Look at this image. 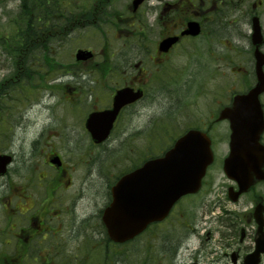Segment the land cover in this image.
<instances>
[{
    "label": "flooded vegetation",
    "instance_id": "af4514ba",
    "mask_svg": "<svg viewBox=\"0 0 264 264\" xmlns=\"http://www.w3.org/2000/svg\"><path fill=\"white\" fill-rule=\"evenodd\" d=\"M10 1H18L20 12L7 14L11 24L17 25V34L15 40L6 35L3 44L5 59L9 60V65L3 68L9 72L0 80V96L23 94L27 90L28 77L45 74L54 85L59 84L58 78L63 75L67 80L61 82L65 85L62 88H47L56 98L47 109L54 121L51 119L41 125L39 136L31 142L32 150L25 154L30 157V163L24 167L27 170L24 176L20 174L21 169L11 171L17 157L10 150V144L0 146V153L12 155L6 173L0 175L4 179L0 194V264H114L115 257L122 254L121 248L128 249L127 243L114 241L108 236L103 213L112 201L114 184L137 166L122 173L111 184L103 208L83 213L79 211L84 195L76 187L79 171L76 164L85 159V150L75 146L76 149L68 155L66 149L63 152L62 147L52 141L67 127L70 134L82 126L83 133L88 134L87 139H91L90 148L101 146L105 151L118 127H133V119L128 117L141 115V108L152 101L153 94L171 96L186 92L189 97L194 89L211 90L209 80L218 75L233 74L220 63L225 61L228 67L232 60L234 12H246L250 21L263 0ZM194 23L197 31L191 33L190 26ZM97 39V47L90 44ZM63 46L70 48L69 61L61 65L65 62L58 60L56 54ZM80 49L91 50L93 55L80 57ZM220 90L219 95L224 93L226 96L215 110L205 115H198L189 107H184V111L188 113V127H205L202 128L209 130L215 144L214 162L219 165L215 170L225 177L216 188L223 187L226 198L235 205L244 197L248 201L238 212L240 225L228 228L230 231L238 228L239 238L228 245L230 250L225 255L231 264H249L259 226L255 207L262 202L264 209V180L249 187L238 201L231 200L230 193H234L238 186L224 172L227 150L218 153L220 147L216 145L230 142V120L217 118L222 108L232 104L235 93L247 90L232 86L220 87ZM120 91H126L120 97L122 105L107 138L98 143L87 128L88 120L94 113L113 110ZM217 100L219 102L221 98ZM63 102H69L70 109L63 107L59 114ZM77 106L82 116L77 114ZM71 115L77 117L75 120L79 124H71L74 121ZM153 118L150 117V122ZM96 125L108 123L102 120ZM11 126L10 120L0 113V136L10 132ZM146 134L142 129L123 130L118 140L127 142ZM209 176L210 171H207L200 192L207 186ZM81 178H87V173H81ZM214 185L215 174L209 182L210 195L216 192ZM219 199L216 200L214 195L207 196L200 204L194 201L197 213L200 208L204 210L199 217L201 221L216 217L212 207ZM185 202L179 200L167 217L151 223L146 230L164 229L173 240L185 228L190 230L189 234H200L197 220H192L194 203L190 199ZM212 233L211 227L204 236L210 239ZM90 235L102 237L101 247L87 240ZM236 237L234 232L232 238ZM258 264H264V254Z\"/></svg>",
    "mask_w": 264,
    "mask_h": 264
},
{
    "label": "rangeland",
    "instance_id": "374dc122",
    "mask_svg": "<svg viewBox=\"0 0 264 264\" xmlns=\"http://www.w3.org/2000/svg\"><path fill=\"white\" fill-rule=\"evenodd\" d=\"M31 1L33 2V0ZM19 12L18 1L3 0L0 3V80L9 72L7 68H3V66L9 65L7 62L9 61L8 58L5 59L6 56L3 48V44L6 43V35L15 40L17 34V31H15L17 25L11 24V20L7 18V14H18ZM246 14V12L244 14L234 12V20L231 25L233 33L232 60L228 63V67L225 66V61L220 63L224 69L228 68V73L232 70L233 74L218 75L215 79L209 80L208 86L212 88L211 90L194 89L193 94L189 97H187L188 93L186 92L182 94L176 92L171 96L160 93L153 94L152 101L141 108V115L135 118L133 116L128 117L133 119V127H118L109 143L110 147L105 151L101 146L90 148L89 140L91 141V139L90 137L89 140L87 139L88 134L83 133L82 126L77 127L70 134H68L67 127L66 131H61L54 138L52 142L56 143L57 146H61L63 152L66 149L65 152L68 155L72 153V150L76 149L74 148L75 146L85 150V159L80 160L76 164V167L79 169L76 187L84 195L83 200L79 203L80 212L88 213L89 211H98L100 208H103L108 199L110 186L118 176L141 163L148 156L161 155L173 144L175 139L188 128L189 117L188 113L184 111V107L195 109L198 115H205L215 110L218 104L225 99L226 94L223 93V96H221L218 93L222 92L220 87L232 86L237 90L242 88L247 89L249 88L248 86L255 82V62L250 39L251 20L248 21ZM257 14L260 16L264 31V0ZM90 44L97 47L98 39L90 42ZM69 51L70 48L68 46H63L58 54H56L58 60L65 62L61 63V65L69 61ZM66 80L67 77L63 75L58 78L59 84L54 85L51 82L52 79L43 74L40 77L29 78L27 82L28 89L23 94L7 93V96H0L2 100L0 101V105L3 106V109L0 108V113H3L10 120V125L12 124L10 132H7L5 136H0V146L10 144V150L17 157L16 163L12 166V172H17L18 169H21V175L24 176L27 173L24 167L30 163V157H26L25 154L31 152V142L39 136L38 132L41 129V125L51 119L54 121V118L50 116V111L47 109L48 105L50 103L53 104L56 98L50 94V90L47 88H50V86L62 88L65 85L61 82H65ZM13 85L17 87V84L13 83ZM218 98H221L219 102H217ZM69 104V102H63L58 109L59 114L62 113L63 107L69 108ZM75 109L77 114L82 116L80 107L77 106ZM151 116L154 118L150 122ZM70 118L74 120L71 124L74 122L79 124L75 120L77 119L76 116L71 115ZM137 129L145 130L146 136L137 135L136 138L127 142L118 140L123 130L130 132ZM217 145L221 147L218 148V153H222L223 150H227L228 152L227 143H218ZM218 167L219 165H214L213 169L210 170L208 184L203 192L185 200V203L188 202V199L192 203L197 200V203L200 204L207 196L212 197L215 195L216 200H218V197L220 198L219 202L212 207L216 217H212L211 221H208V218L206 221L199 219L204 210L200 208L197 213L194 203L192 220H197L196 226L201 228L200 234H189L190 230L185 228L173 240L168 237V231L164 229L158 231L150 230L136 241L126 244L128 249L121 248L122 254L120 257H115L114 264H186L194 262L199 264H231L230 258L225 255V252L230 250L228 246L230 243H235L238 240L239 229L233 228V231H230L228 228L240 225L238 212L248 201L244 197V199L235 205L226 198L223 187L216 188L225 180V177L219 175L218 171L215 170ZM83 172L87 173V178H81V173ZM214 174L216 192L210 195L208 193L209 182L213 179ZM3 182L4 179L0 178V194ZM211 227L213 229V237L206 239L204 234ZM234 232L237 236L236 238H232ZM171 235L175 236L173 233ZM87 240L91 244H96V247H101L99 243L102 244V237L100 235H90ZM74 243H77V240Z\"/></svg>",
    "mask_w": 264,
    "mask_h": 264
},
{
    "label": "water",
    "instance_id": "95a60500",
    "mask_svg": "<svg viewBox=\"0 0 264 264\" xmlns=\"http://www.w3.org/2000/svg\"><path fill=\"white\" fill-rule=\"evenodd\" d=\"M193 26L190 32L196 33ZM252 27L258 82L248 93L235 95L232 106L223 109L220 115V118L231 120L232 152L226 159L225 170L240 184L234 199L263 175L264 148L259 140L264 131V114L259 95L264 91V53L260 50L264 35L258 16L253 17ZM81 54L83 52L80 57ZM121 105V101H116L113 110L91 115L87 124L96 141L107 137ZM102 120L108 125H96ZM213 159L209 135L202 130L191 129L163 156L150 159L125 174L113 187L114 199L104 215L112 239L123 242L139 234L149 223L163 219L178 199L201 188L202 179ZM10 160V156L0 154V174L6 171ZM261 223L256 250L251 254L249 264L259 263L264 251Z\"/></svg>",
    "mask_w": 264,
    "mask_h": 264
}]
</instances>
